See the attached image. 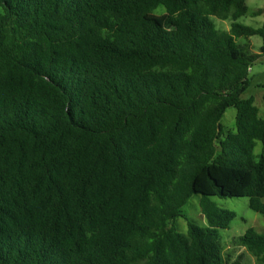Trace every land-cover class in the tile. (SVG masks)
<instances>
[{
	"label": "trees",
	"instance_id": "obj_1",
	"mask_svg": "<svg viewBox=\"0 0 264 264\" xmlns=\"http://www.w3.org/2000/svg\"><path fill=\"white\" fill-rule=\"evenodd\" d=\"M248 13L247 0H0V264H224L237 214L211 198L264 217V113L244 97L264 25L239 23ZM194 195L205 226L183 213ZM237 241L264 264V233Z\"/></svg>",
	"mask_w": 264,
	"mask_h": 264
},
{
	"label": "rangeland",
	"instance_id": "obj_2",
	"mask_svg": "<svg viewBox=\"0 0 264 264\" xmlns=\"http://www.w3.org/2000/svg\"><path fill=\"white\" fill-rule=\"evenodd\" d=\"M247 6L249 8V13L240 18L238 22L254 28L262 27L264 25V13L257 17H253L251 14L257 10L264 11V0H247ZM164 10V7L161 6L157 9L156 13L161 15L164 13ZM213 20L219 30L230 29V20L223 21L217 18H213ZM251 43L253 51L259 53L263 44V39L260 36H254L251 38ZM250 78L251 85L245 92L244 97H254L262 114L264 113V56L251 68ZM235 117L236 109L229 108L221 121L222 125L225 126L227 130L234 129ZM261 149L262 145L258 142L254 150L255 155H259ZM200 198L201 196L194 195L184 206L183 213L200 226H205L207 225V221L201 212ZM211 200L219 207L234 211L237 214L230 228L220 231L222 236L224 264H232L235 261H240L241 264H257L256 259L245 247L239 245L237 240L250 227L256 229L259 233H264V217L250 209L249 200L245 197L221 198L215 196L212 197ZM176 226L181 233H187L188 226L184 218H179L176 222Z\"/></svg>",
	"mask_w": 264,
	"mask_h": 264
},
{
	"label": "crops",
	"instance_id": "obj_3",
	"mask_svg": "<svg viewBox=\"0 0 264 264\" xmlns=\"http://www.w3.org/2000/svg\"><path fill=\"white\" fill-rule=\"evenodd\" d=\"M264 56V55H263ZM263 99H264V95H263ZM256 102V101H255Z\"/></svg>",
	"mask_w": 264,
	"mask_h": 264
}]
</instances>
